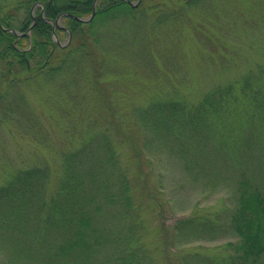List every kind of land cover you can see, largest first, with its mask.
Masks as SVG:
<instances>
[{"label": "trees", "instance_id": "trees-1", "mask_svg": "<svg viewBox=\"0 0 264 264\" xmlns=\"http://www.w3.org/2000/svg\"><path fill=\"white\" fill-rule=\"evenodd\" d=\"M145 1L151 6L158 4L155 0H139L135 6L127 0H0V121L12 119L16 104L24 99L19 85L37 82V88L45 85L50 89L49 84L61 81L63 74L69 86L74 84L76 71L87 76L81 68L90 55V44L102 46L103 34L98 27L116 17L141 15L143 6L147 7ZM202 1L181 0L178 12ZM93 10L89 20L79 19ZM166 13H158L152 24L161 25L162 16L175 19L176 13ZM58 16L63 18V26L53 29L49 20ZM59 31L66 32L70 41L60 45L53 37L58 38ZM75 39L78 41L73 43ZM90 80L95 90L101 89L96 77ZM199 97L196 104L153 97L146 105L132 109L145 130V145L168 148L170 156L184 160L182 168L191 181H195V156L186 150V142L194 138L224 134L215 138L220 141L215 147L218 144L240 157L243 149V160H257L253 163L254 177L243 172L236 188L238 203L229 216L239 237L233 245L238 256L227 254L218 261L191 252L184 258L185 264H264V142H257V129L251 127L258 128V122L264 120V64ZM104 98L109 97L104 93ZM106 107L109 120H113V108ZM149 125L160 133L157 140L150 136ZM246 127L249 133L245 137ZM117 154L108 131L90 132L76 148L64 153L63 172L51 196L46 195L51 175L48 166L12 172L0 184L3 264H150L141 235L142 209ZM252 178L261 179L260 183L253 185ZM198 218L188 216L174 222L176 243L183 239L181 235L186 236L187 240L181 241L186 243L196 231L205 232L204 236L220 230L214 228L215 221L206 220V224Z\"/></svg>", "mask_w": 264, "mask_h": 264}, {"label": "rangeland", "instance_id": "rangeland-1", "mask_svg": "<svg viewBox=\"0 0 264 264\" xmlns=\"http://www.w3.org/2000/svg\"><path fill=\"white\" fill-rule=\"evenodd\" d=\"M155 1V6L145 1L147 7L134 19L116 17L98 27L102 46L90 44V55L81 68L89 78L76 71L70 86L65 74L61 81L49 84L50 89L37 88V82L19 85L24 99L16 104L12 119L0 121V184L17 169L44 165L51 171L46 195H53L63 172L64 153L90 132L105 129L142 209L141 235L150 264H185L191 252L221 261L227 254H236L233 245L239 237L229 216L238 203V182L244 171L254 177L257 160H243V149L240 157L218 144L215 147L220 143L215 138L224 134L194 138L186 142V150L195 156V181H191L182 168L184 160L170 156L168 148L145 145V130L132 109L153 97L196 104L203 92L233 83L264 64V0H204L180 13L181 0ZM162 11L176 13L175 19L162 16V24L154 26L158 13L168 14ZM58 24H63V18ZM58 35L53 37L60 45L71 39L64 31ZM95 77L99 90L91 84ZM107 105L113 108V120ZM149 126L150 136L157 140L160 133ZM251 127L257 129V142H264V120L258 128ZM243 133L246 137L249 129ZM177 153L181 154L180 145ZM260 180L252 178L251 183ZM188 216L215 221L214 228L220 230L204 236L205 232L196 231L186 243L181 235L183 239L176 243L173 224ZM4 258L0 254V264Z\"/></svg>", "mask_w": 264, "mask_h": 264}, {"label": "water", "instance_id": "water-1", "mask_svg": "<svg viewBox=\"0 0 264 264\" xmlns=\"http://www.w3.org/2000/svg\"><path fill=\"white\" fill-rule=\"evenodd\" d=\"M130 3H131L132 5L135 4V3H132L131 1H130ZM41 14H42V11H41ZM93 14H94V10L92 11L91 15H90L87 19L91 18ZM87 19H83V20H87ZM81 20H82V18H81Z\"/></svg>", "mask_w": 264, "mask_h": 264}]
</instances>
